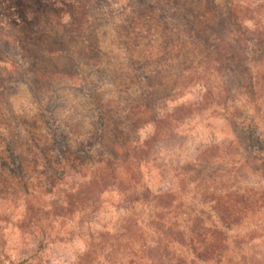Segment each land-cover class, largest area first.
<instances>
[{
	"label": "rangeland",
	"instance_id": "obj_1",
	"mask_svg": "<svg viewBox=\"0 0 264 264\" xmlns=\"http://www.w3.org/2000/svg\"><path fill=\"white\" fill-rule=\"evenodd\" d=\"M258 39L264 0H0V264H264Z\"/></svg>",
	"mask_w": 264,
	"mask_h": 264
},
{
	"label": "trees",
	"instance_id": "obj_2",
	"mask_svg": "<svg viewBox=\"0 0 264 264\" xmlns=\"http://www.w3.org/2000/svg\"><path fill=\"white\" fill-rule=\"evenodd\" d=\"M211 13V12H210ZM140 16H142V15H140ZM151 20V17L149 16L148 18L147 17H145L144 18V20ZM135 25H132V27H130L129 28V31L127 30V32H126V34L127 35H130L131 33H130V29H134V34L135 35H140L141 33L143 34L142 36L143 37H145V35L146 36H149V37H153V38H155V35H154V33H151V32H153V28H150V27H147L146 25H144V26H139L138 25V29H137V31L135 30ZM145 28V29H144ZM155 30V29H154ZM223 30H225V27L223 26ZM136 31V32H135ZM147 31V32H146ZM165 32V31H164ZM151 33V34H150ZM218 34V35H217ZM214 37H213V39L214 40H209L208 41V43H209V45H210V47L212 48L213 47V49L214 48H216V50L214 51V53H212V55L210 54V55H208V60H210L211 61V63H214V64H217V66H218V69H220V71L224 74V73H226V74H228V72H232V70L234 69V68H239V70H240V68L242 69V71H237L236 72V74H243L244 72L243 71H246L247 70V63H246V61L244 60L243 62H241L242 60H240V62L239 63H234L235 62V56L231 53H229V54H226V53H224V49L227 47V48H229L230 50H231V48H232V45H231V43H228V42H223L224 40L223 39H220V38H218L219 37V34H221V33H217ZM231 34V33H230ZM131 36H133V34L132 35H130V37ZM218 36V37H217ZM189 37L194 41V39H196L195 41L196 42H199V40L194 36V35H189ZM152 38V39H153ZM135 39V38H134ZM190 39V40H191ZM217 39H219V40H217ZM191 40V41H192ZM124 43H125V41H123ZM173 42V41H172ZM176 42H173V43H171V45L170 44H168L167 46L168 47H163V49H161V51L159 52L161 55H160V57H158L159 58V60H161V58H163L164 57V55H167L170 51H171V47H172V45H174ZM197 44H200V43H197ZM233 44V43H232ZM176 46H178V44L176 43L175 44ZM188 45H190V43L189 42H185L184 44H180V49H183L184 47H186V46H188ZM255 45H257V46H259V47H261V48H264V39H258L257 40V42H256V44ZM163 46H164V44H163ZM236 48L234 49V50H238V48H240V46H241V43L239 42V41H236V45H234ZM189 47V46H188ZM150 52L147 54V55H145L144 57H146L147 58V61H140V62H142L144 65H148V64H151V62H153V52L151 53V50L153 49L154 50V46L152 45V46H150ZM165 48H167V50L166 51H164L165 50ZM156 49V48H155ZM234 50L232 51V52H234ZM230 55V56H229ZM185 56V55H184ZM229 56V57H228ZM143 57V58H144ZM150 57H151V59H150ZM142 58V57H141ZM156 60V59H155ZM205 62H207V60L205 61ZM209 62V61H208ZM207 62V63H208ZM230 62H232V63H230ZM158 64V63H157ZM233 72H235V69H234V71ZM181 75V74H180ZM226 76V75H225ZM239 76H241V75H239ZM169 79H171L172 77H168ZM230 80V79H229ZM239 80L237 81V82H235V84H239ZM230 83H232L231 81H230ZM234 84V85H235ZM231 88V87H230ZM245 129V128H244ZM239 130L241 131V132H244V130L242 129V127L240 128L239 127ZM247 132L245 133V136H244V141L246 140L247 141V143L248 144H250V147L252 148V150H253V154H255V156H258V154L260 153V149H258L259 148V141L255 138V136L253 135V131H254V133H255V127L253 126V125H251L250 124V126H248V128H246L245 129ZM245 141V142H246ZM259 155H261V154H259ZM206 235L207 234H205L204 233V238L206 237ZM198 237H199V235H198ZM193 238V237H192ZM194 239H192V241H193ZM192 241H190V243H192ZM194 242V241H193ZM148 249H150L149 247H148ZM147 249V250H148ZM192 254L194 255V259H196V261H194V259L191 261L189 258H188V256L187 255H182L179 259H177L176 260V262H172L171 264H198L197 262H199V264H207L208 263V261H210V260H212V259H218V260H220L221 258H222V256H224V252H222V251H216L215 249H209V248H207V249H204V250H202V251H199V250H197V249H193L192 251ZM164 255V254H163ZM134 257H133V263L132 264H162L161 263V261L162 260H160V259H156V260H154V259H152V258H150V255H149V253L148 252H146L145 254L143 253V255L142 254H140V253H138V252H135L134 253V255H133ZM217 260V261H218Z\"/></svg>",
	"mask_w": 264,
	"mask_h": 264
}]
</instances>
